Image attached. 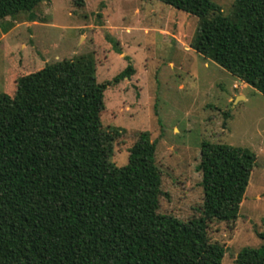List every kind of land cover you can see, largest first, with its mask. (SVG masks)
Listing matches in <instances>:
<instances>
[{
	"label": "trees",
	"instance_id": "trees-1",
	"mask_svg": "<svg viewBox=\"0 0 264 264\" xmlns=\"http://www.w3.org/2000/svg\"><path fill=\"white\" fill-rule=\"evenodd\" d=\"M45 1L0 0V21L21 13L35 21ZM158 1L197 16L192 49L264 95V0H234L229 15L213 0ZM96 66L93 54L46 64L0 94V264H222L226 248L209 228L239 219L256 153L203 141L200 214L160 213L151 133L140 132L117 166L123 129L102 121L106 89L135 67L99 83ZM258 236L262 244L243 247L235 264H264V229Z\"/></svg>",
	"mask_w": 264,
	"mask_h": 264
},
{
	"label": "rangeland",
	"instance_id": "rangeland-1",
	"mask_svg": "<svg viewBox=\"0 0 264 264\" xmlns=\"http://www.w3.org/2000/svg\"><path fill=\"white\" fill-rule=\"evenodd\" d=\"M226 15L234 0H213ZM0 21V94L18 77L46 64L93 54L99 83L131 63L135 72L105 91V128L123 129L112 162L123 166L142 131L156 142L162 173L160 213L188 220L204 200L197 166L203 141L247 147L257 155L236 223L214 222L222 264H235L246 246L259 247L264 229V95L190 46L197 16L158 0H49ZM120 52V53H119ZM228 115V117H227Z\"/></svg>",
	"mask_w": 264,
	"mask_h": 264
}]
</instances>
